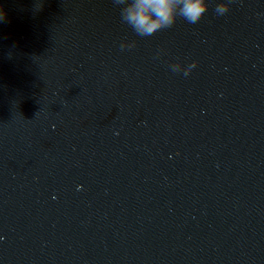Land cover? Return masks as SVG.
<instances>
[{
  "label": "water",
  "instance_id": "obj_1",
  "mask_svg": "<svg viewBox=\"0 0 264 264\" xmlns=\"http://www.w3.org/2000/svg\"><path fill=\"white\" fill-rule=\"evenodd\" d=\"M209 2L0 0V264H264V0Z\"/></svg>",
  "mask_w": 264,
  "mask_h": 264
},
{
  "label": "clouds",
  "instance_id": "obj_2",
  "mask_svg": "<svg viewBox=\"0 0 264 264\" xmlns=\"http://www.w3.org/2000/svg\"><path fill=\"white\" fill-rule=\"evenodd\" d=\"M120 9L121 21L127 24L139 37H150L162 29L171 28L179 18L189 24L198 23L210 8L209 0H112ZM229 7L220 0L216 3L215 13L223 16ZM135 47V42L125 41L121 50ZM173 72L191 73L195 64L185 68L176 63L169 66Z\"/></svg>",
  "mask_w": 264,
  "mask_h": 264
}]
</instances>
